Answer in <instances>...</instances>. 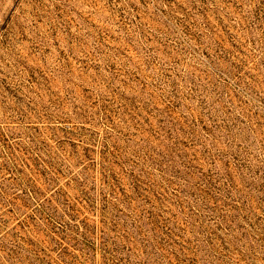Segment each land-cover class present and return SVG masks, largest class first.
Returning <instances> with one entry per match:
<instances>
[{
    "label": "rangeland",
    "instance_id": "obj_1",
    "mask_svg": "<svg viewBox=\"0 0 264 264\" xmlns=\"http://www.w3.org/2000/svg\"><path fill=\"white\" fill-rule=\"evenodd\" d=\"M0 264H264V0H0Z\"/></svg>",
    "mask_w": 264,
    "mask_h": 264
}]
</instances>
